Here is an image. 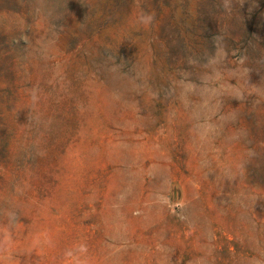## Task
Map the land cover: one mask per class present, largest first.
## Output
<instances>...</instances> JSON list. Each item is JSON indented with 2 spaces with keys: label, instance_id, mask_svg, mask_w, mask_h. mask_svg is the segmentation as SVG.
Wrapping results in <instances>:
<instances>
[{
  "label": "rangeland",
  "instance_id": "374dc122",
  "mask_svg": "<svg viewBox=\"0 0 264 264\" xmlns=\"http://www.w3.org/2000/svg\"><path fill=\"white\" fill-rule=\"evenodd\" d=\"M0 264H264V0H0Z\"/></svg>",
  "mask_w": 264,
  "mask_h": 264
}]
</instances>
